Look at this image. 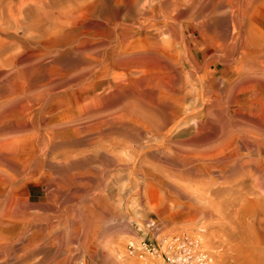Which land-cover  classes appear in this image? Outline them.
Here are the masks:
<instances>
[{
	"label": "rangeland",
	"instance_id": "374dc122",
	"mask_svg": "<svg viewBox=\"0 0 264 264\" xmlns=\"http://www.w3.org/2000/svg\"><path fill=\"white\" fill-rule=\"evenodd\" d=\"M263 42L264 0H0V264H140L145 218L200 233L213 264H264ZM26 202L43 232L23 262Z\"/></svg>",
	"mask_w": 264,
	"mask_h": 264
},
{
	"label": "built area",
	"instance_id": "2783aa9c",
	"mask_svg": "<svg viewBox=\"0 0 264 264\" xmlns=\"http://www.w3.org/2000/svg\"><path fill=\"white\" fill-rule=\"evenodd\" d=\"M125 251L140 264H213L200 233L171 232L155 218L135 222Z\"/></svg>",
	"mask_w": 264,
	"mask_h": 264
},
{
	"label": "bare ground",
	"instance_id": "6f19581e",
	"mask_svg": "<svg viewBox=\"0 0 264 264\" xmlns=\"http://www.w3.org/2000/svg\"><path fill=\"white\" fill-rule=\"evenodd\" d=\"M63 1H67V0H55V2H57V3H61V2H63ZM138 1V0H137ZM142 2V1H141ZM107 3V2H106ZM139 3V2H138ZM106 4H105V2L103 1V2H99V3H97L96 4V6H94L95 8H94V10H93V12H95V13H97V9L98 8H101V9H99L100 10V12L104 9V7H106L105 6ZM80 6V5H79ZM81 7V6H80ZM161 7V6H160ZM137 8V7H136ZM71 11V10H70ZM73 11V10H72ZM173 11V10H172ZM160 13V12H159ZM158 14V13H157ZM163 17V16H162ZM165 17H167V19H168V22H167V24H166V28H167V32L170 34V36H171V38H172V29H174L173 27H172V18L170 17V15H165ZM144 18V17H143ZM149 19H151V18H149L148 17V19H147V17H145L144 19H143V21H140V22H138L137 24L136 23H134V27H135V25H137V31L136 32H140V30H139V28H149V27H151V28H153L154 30L156 29H160V25H159V22H153V21H151V20H149ZM172 19V20H171ZM36 20V19H35ZM39 20V19H38ZM37 20V21H38ZM165 21H167V20H165ZM231 22V21H230ZM118 23H120V22H118ZM132 24V23H131ZM35 25V24H34ZM105 25H107V24H105ZM163 25V24H162ZM244 25V24H243ZM98 26V25H97ZM165 27V26H164ZM246 27V26H245ZM249 27V26H248ZM251 27V26H250ZM104 28V27H103ZM136 30V28H133L132 26L129 28V30ZM151 30V29H150ZM182 30V29H181ZM251 30V29H250ZM253 30V29H252ZM255 30V29H254ZM144 31V30H143ZM163 31H165V30H163ZM164 33V32H163ZM251 33V34H250ZM252 33L253 32H249V35H252ZM258 33L259 32H257V34L256 35H258ZM134 34V33H133ZM165 34V33H164ZM254 34V33H253ZM237 35V34H236ZM246 35V34H245ZM255 35V34H254ZM259 35H260V33H259ZM120 36V35H119ZM164 36V35H163ZM238 36V35H237ZM242 36V35H241ZM202 37V36H201ZM260 37H262V36H260ZM259 37V38H260ZM148 38V37H147ZM169 38V37H168ZM244 38V37H243ZM249 38H250V36H249ZM255 37H253V35H252V37H251V39H254ZM156 39V38H155ZM237 39V38H236ZM235 39V40H236ZM248 39V38H247ZM246 39V40H247ZM261 39V38H260ZM149 40H150V38H149ZM243 40V39H242ZM245 40V39H244ZM249 40V39H248ZM255 40V39H254ZM221 41V40H220ZM100 42V41H99ZM169 42V45L170 46H173L174 45V41L173 40H169L168 41ZM179 42V41H178ZM203 42V41H202ZM256 42V40L254 41V43ZM96 43H98V42H96ZM204 43V42H203ZM247 43V42H246ZM264 43V42H263ZM58 44V43H57ZM168 44V43H167ZM216 44V43H215ZM250 45H252L251 43H249ZM88 45V44H87ZM205 45V44H204ZM248 45V44H247ZM257 45V44H256ZM258 45H260V44H258ZM116 46V45H115ZM212 46V45H211ZM220 46V45H219ZM264 46V45H263ZM262 46V47H263ZM110 47V46H109ZM186 47V46H185ZM226 47V46H225ZM254 47V46H253ZM90 48V47H89ZM218 48V47H217ZM219 48H221V47H219ZM245 48H247V47H245ZM255 48V47H254ZM101 49V48H100ZM173 49V48H172ZM215 49V48H214ZM243 49V48H242ZM248 49V48H247ZM99 50V49H98ZM97 50V51H98ZM114 50V49H113ZM245 50V49H244ZM243 50V51H244ZM252 50V49H251ZM250 50V51H251ZM145 51V50H144ZM210 51V50H209ZM208 51V52H209ZM242 51V50H241ZM248 51H249V49H248ZM248 51H246V53L248 52ZM233 52V51H232ZM252 52V51H251ZM222 53V52H221ZM182 54V53H181ZM206 54V53H205ZM53 55V54H52ZM121 55V54H120ZM211 55V54H210ZM246 55H248V54H246ZM245 56V55H244ZM48 57V56H47ZM47 57H45V58H47ZM236 58V57H235ZM252 58V57H251ZM121 59V58H120ZM124 59V58H123ZM246 59V58H245ZM88 60V59H87ZM86 60V61H87ZM170 60V59H169ZM171 62H172V60H170ZM55 62V61H54ZM82 62V61H81ZM88 63H89V60H88ZM215 63V62H214ZM87 64V63H86ZM46 65V64H45ZM239 65H241V64H239ZM36 66V65H35ZM242 66V65H241ZM246 66V65H245ZM83 67V66H82ZM92 67V66H91ZM232 67V66H231ZM234 67V66H233ZM31 68V67H30ZM38 68V67H37ZM85 68V67H84ZM239 68H240V66H239ZM239 68H237V69H239ZM227 69V68H226ZM229 69V68H228ZM31 71H32V68L30 69ZM35 70V69H34ZM33 70V71H34ZM83 71V70H82ZM84 71H86V69L84 70ZM83 71V72H84ZM229 71V70H228ZM22 72V71H21ZM39 72V71H38ZM72 72V71H71ZM227 72V71H226ZM238 72V71H237ZM22 73H24V72H22ZM78 73V72H77ZM225 73V72H224ZM232 73V72H231ZM13 74V73H12ZM45 74V73H44ZM84 74V73H83ZM229 74V73H228ZM233 74H234V72H233ZM32 75V74H31ZM67 75V73L65 74V76ZM75 75V74H74ZM73 75V76H74ZM78 75V74H77ZM82 75V74H81ZM37 76V75H36ZM72 76V75H71ZM72 76V77H73ZM230 75H228V77H229ZM12 77V76H11ZM24 77V76H23ZM68 77H70V76H68ZM77 77V76H76ZM13 78V77H12ZM63 78V77H62ZM25 79V78H24ZM69 79V78H68ZM9 80H10V78H9ZM31 80V79H30ZM35 80V79H34ZM86 80V79H85ZM90 80H91V78H90ZM7 81V80H6ZM27 81V80H26ZM56 81V80H55ZM82 81V80H81ZM89 81V80H88ZM36 82H37V80H36ZM28 83H31V81L30 82H28ZM33 83V82H32ZM45 83V82H44ZM53 83H55V82H53ZM58 83H59V81H58ZM82 83V82H81ZM12 84V83H11ZM48 84H50V83H48ZM60 84H61V82H60ZM41 85V84H40ZM47 85V84H46ZM76 85H77V83H76ZM85 84H83V86H84ZM19 86V85H18ZM44 86V85H43ZM53 86V85H52ZM51 86V87H52ZM55 86V85H54ZM71 86H74V85H71ZM8 87V86H7ZM27 87V86H26ZM25 87V88H26ZM63 87V86H62ZM80 87V86H79ZM78 87V88H79ZM17 88V87H16ZM46 88V87H45ZM50 88V87H49ZM58 88V87H57ZM56 88V89H57ZM225 88V87H224ZM235 88V87H234ZM14 89V88H13ZM47 89V88H46ZM53 89H55V88H52V90ZM55 89V90H56ZM82 89V88H81ZM45 90V89H44ZM84 90V89H83ZM20 91V90H19ZM40 91H42V90H40ZM49 91V90H48ZM43 92V91H42ZM69 92V91H68ZM35 93V92H34ZM60 93H62V92H60ZM32 94H33V92H32ZM36 94V93H35ZM50 94V93H49ZM13 95V94H12ZM3 96V95H2ZM6 96H8V95H6ZM31 96V95H30ZM39 96H40V92H39ZM74 97H76V96H74ZM23 98V97H22ZM40 98V97H39ZM11 99V98H10ZM41 99H42V97H41ZM47 100V99H46ZM78 100V99H77ZM6 101V100H5ZM10 101V100H9ZM17 101V100H16ZM19 101V100H18ZM78 102V101H77ZM66 103V102H65ZM17 104V103H16ZM11 105V104H10ZM13 105V104H12ZM46 105H48V104H46ZM76 105V104H75ZM6 106V105H5ZM8 106V105H7ZM16 106V105H15ZM28 107V106H27ZM7 108V107H6ZM10 108V107H9ZM8 108V109H9ZM13 108V107H12ZM23 108V107H22ZM25 108V107H24ZM38 108V107H37ZM26 109V108H25ZM31 110V109H30ZM45 110V109H44ZM71 110V109H70ZM6 111V110H5ZM75 112V111H74ZM1 113H2V110H1ZM7 114H8V112H6ZM27 113V112H26ZM73 113V112H72ZM2 114H4V113H2ZM58 114V113H57ZM67 114V113H66ZM83 114V113H82ZM9 115V114H8ZM73 115V114H72ZM89 115V114H88ZM91 115H93V114H91ZM261 115V114H260ZM5 116V115H4ZM64 116H65V114H64ZM67 116V115H66ZM77 116H79V115H77ZM96 116V115H95ZM70 117V116H69ZM97 117V116H96ZM3 119H5L4 117H2ZM36 118V117H35ZM86 118V117H85ZM65 119V118H64ZM67 119V118H66ZM73 119V118H72ZM91 119V118H90ZM34 120V119H33ZM89 120V119H88ZM91 120H93V119H91ZM61 121V119H59L57 122H56V120H53V121H51L49 124H46L48 127L47 128H49L48 129V131L50 130V132H46V133H48V135H49V138L50 139H52V138H58L59 136H61V134H63L65 131H66V128L64 127V125H63V123L62 122H60ZM7 122V121H6ZM19 122V121H18ZM81 122V121H80ZM85 122V121H84ZM89 122V121H88ZM91 122V121H90ZM87 123V122H86ZM58 124V126L59 125H62L63 126V128H60V127H62V126H60V127H55L56 125ZM73 124V123H72ZM71 124V125H72ZM83 125V124H82ZM85 125V124H84ZM100 125V124H99ZM40 126V125H39ZM262 126V125H261ZM67 127V126H66ZM33 128V127H32ZM61 129V130H60ZM34 131V130H33ZM9 132V131H8ZM23 132V131H22ZM5 133V132H4ZM25 133V132H24ZM38 133V132H37ZM18 135V134H17ZM38 137V136H37ZM47 137V136H46ZM88 137V136H87ZM1 138V137H0ZM19 138V137H18ZM49 139V140H50ZM21 141V140H20ZM77 141H78V139H77ZM90 141V140H89ZM35 142H36V140H35ZM41 143V142H40ZM66 143V142H65ZM54 144V143H53ZM57 144V143H56ZM61 145V144H60ZM46 148V147H45ZM62 149V148H61ZM46 150V149H45ZM56 150V149H55ZM21 152V151H20ZM19 152V153H20ZM50 152V151H49ZM87 152V151H86ZM90 152V151H89ZM18 153V154H19ZM23 153V152H22ZM40 153V152H39ZM43 153V152H42ZM46 153V152H45ZM25 154V153H24ZM60 154V153H59ZM89 154V153H88ZM39 155V154H38ZM12 156V155H11ZM24 156V155H23ZM64 156V155H63ZM70 156L71 155H69V158H70ZM89 156V155H88ZM88 156H86V157H88ZM2 157V156H1ZM14 157V156H13ZM17 157V156H16ZM91 157V156H90ZM36 158V157H35ZM34 158V159H35ZM67 158V157H66ZM76 158V157H75ZM4 159V158H3ZM19 159V158H18ZM21 159V158H20ZM68 159V158H67ZM74 159V158H73ZM8 160V159H7ZM94 160V159H93ZM35 161V160H34ZM33 161V162H34ZM38 161V160H37ZM37 161H36V165H37ZM69 161V160H68ZM82 161V160H81ZM10 162V161H9ZM23 162V161H22ZM29 162V161H28ZM52 163V162H51ZM61 163V162H60ZM17 164V163H16ZM41 164V163H40ZM54 164H55V161H54ZM53 164V165H54ZM59 163H57V165H58ZM29 165H31V164H29ZM28 165V166H29ZM36 165H35V167H36ZM52 165V164H51ZM50 165V166H51ZM81 165V164H80ZM19 166V165H18ZM66 166V165H65ZM34 166H33V168H35ZM48 167V166H47ZM55 167V166H54ZM61 167V166H60ZM32 168V169H33ZM71 169H73L72 168V166L70 167ZM18 169V168H17ZM44 169V168H43ZM77 169V168H76ZM85 169V168H84ZM24 170V169H23ZM27 170H29L28 169V167H27ZM31 170V169H30ZM49 170V169H48ZM66 170H67V168H66ZM19 171H21V169L19 170ZM53 171H54V169H53ZM59 171V170H58ZM61 171V170H60ZM45 172H46V170H45ZM72 172H74V171H72ZM76 172V171H75ZM24 173H25V171H24ZM48 173V172H47ZM3 174V173H2ZM26 174V173H25ZM27 174H29V171H28V173ZM40 175H41V173H40ZM47 175V174H46ZM49 175V174H48ZM51 175V174H50ZM54 175V174H53ZM4 176V175H3ZM6 176H8V175H6ZM55 176V175H54ZM71 176V175H70ZM69 176V177H70ZM9 177V176H8ZM20 177V176H19ZM28 177H29V175H28ZM34 177H36V175L35 174H32V178H34ZM49 177V176H48ZM58 177V176H57ZM89 177V176H88ZM16 178H17V176H16ZM53 178V177H52ZM74 178V177H73ZM82 178V177H81ZM86 178V177H85ZM90 178V177H89ZM88 178V179H89ZM11 179V178H10ZM9 179V180H10ZM70 179V178H69ZM78 179V178H77ZM92 179V178H91ZM8 180V181H9ZM15 180V179H14ZM55 180V179H54ZM75 180V179H74ZM11 181V180H10ZM13 181V180H12ZM17 181V180H16ZM21 181V180H20ZM78 181V180H77ZM19 183V182H18ZM52 183V182H51ZM13 184V183H12ZM56 184V183H55ZM58 184V183H57ZM15 185V184H14ZM11 186V185H10ZM17 186V185H16ZM16 186H13L14 188L16 187ZM21 186V185H20ZM51 186V185H50ZM12 187V186H11ZM22 187V186H21ZM20 187V188H21ZM61 187H63V186H61ZM9 188V187H8ZM55 188V187H54ZM16 189V188H15ZM38 189V188H37ZM75 189V188H74ZM43 190V189H42ZM49 190V189H48ZM9 191V190H8ZM35 191V190H34ZM44 191V190H43ZM10 192H13V191H10ZM41 192V191H40ZM11 194V193H10ZM30 194H34V193H23L22 191H20L19 193H17V198H18V200L19 201H23V203L25 202V199L27 198V196H30ZM85 194V193H84ZM76 195V194H75ZM11 196V195H10ZM39 196V195H38ZM90 196V195H89ZM5 197H6V195H5ZM6 199V198H5ZM27 200V199H26ZM34 201V200H33ZM36 201V200H35ZM8 202V201H7ZM89 202V201H88ZM36 203V204H35ZM24 206H21L20 208H18L17 210H16V217L17 218H20V220H24L26 223H28L27 225H25L24 227H23V229H22V231H21V235H24L27 231H29V229H30V232L31 231H33L31 234H33V237L31 236V237H27V239L28 240H26L25 239V237H23V240L26 242L22 247H20L22 250H23V254H15V256H17V258L19 259V260H22L23 262L27 259L28 260V257L30 256L29 254H30V252H32L30 249L32 248L31 246H33V241L34 240H36V239H39L40 237H41V232L40 231H42L43 232V227H39V228H37V226H36V224L34 223V222H32V224L34 223L35 224V227L33 228V227H31V225L32 224H30L31 223V221H32V219L34 220L35 218H33L34 217V215L32 214L33 212H32V209H38V210H44V207L42 206V205H40V204H37V202H34V204H32V202H30V203H27L26 202V204H23ZM57 206V205H56ZM2 209V208H1ZM48 209V208H47ZM51 209V208H50ZM90 209V208H89ZM2 211V210H1ZM39 212V211H38ZM75 216V215H74ZM61 217V216H60ZM29 219V221H27L26 219ZM73 218V217H72ZM74 219H75V217H74ZM36 222V221H35ZM69 222V221H68ZM4 223V222H3ZM73 223V222H72ZM1 224V223H0ZM6 224V223H5ZM51 224V223H50ZM50 224H48L49 226H50ZM2 225V224H1ZM38 225H39V223H38ZM71 225V224H70ZM34 226V225H33ZM46 226V225H45ZM29 227H31V228H29ZM46 229V228H45ZM30 232H28V233H30ZM2 233H4V232H2ZM27 233V234H28ZM0 234H1V232H0ZM43 234V233H42ZM20 235V236H21ZM1 236H4V234H1L0 235V237ZM27 236V235H26ZM6 237V236H5ZM18 237V236H17ZM2 238V237H1ZM21 239H22V237H20ZM20 238H18L19 239V243H20ZM16 239V238H15ZM22 240V241H23ZM7 241V240H6ZM37 241H39V240H37ZM44 241V240H43ZM50 241H51V239H50ZM8 242V241H7ZM18 242V241H17ZM18 243V244H19ZM7 244V243H6ZM14 244H15V242H13V244L11 245V246H9V251H14L13 249H15L14 248ZM17 244V245H18ZM22 244V243H21ZM38 244V243H37ZM44 244V243H43ZM8 245V244H7ZM6 245V246H7ZM17 245H16V248H17ZM40 245V244H39ZM38 245V246H39ZM21 246V245H20ZM52 246V245H51ZM3 247H5V244L3 243V241H1L0 242V256L1 255H3V257L2 258H6V256H8L7 254H8V250L6 249V248H3ZM40 247V246H39ZM42 247V246H41ZM19 249V248H18ZM48 250V249H47ZM57 250V249H56ZM18 251V250H17ZM35 251V250H34ZM39 251V250H38ZM46 251V250H45ZM14 252H16V251H14ZM17 253H21V252H17ZM34 253V252H33ZM33 253H31V254H33ZM12 254V253H11ZM52 254V253H51ZM5 256V257H4ZM1 259V258H0ZM41 259V258H40ZM44 259V258H43ZM5 260V259H4ZM17 260V259H16ZM53 260V259H52ZM20 261H18L17 263H15V264H21L22 262H20ZM29 262V261H28ZM39 262V261H38ZM51 262V261H50ZM63 262V261H62Z\"/></svg>",
	"mask_w": 264,
	"mask_h": 264
}]
</instances>
